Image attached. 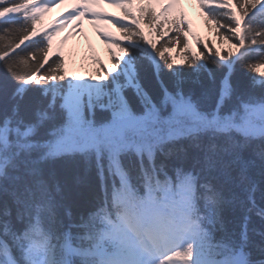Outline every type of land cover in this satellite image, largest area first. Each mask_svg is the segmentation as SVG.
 Returning <instances> with one entry per match:
<instances>
[{"label":"snow or ice","instance_id":"obj_1","mask_svg":"<svg viewBox=\"0 0 264 264\" xmlns=\"http://www.w3.org/2000/svg\"><path fill=\"white\" fill-rule=\"evenodd\" d=\"M61 3L0 0V264H264V0H195L235 52L181 65L180 0H80L41 33ZM88 15L121 33H98L99 80L52 50Z\"/></svg>","mask_w":264,"mask_h":264},{"label":"rangeland","instance_id":"obj_2","mask_svg":"<svg viewBox=\"0 0 264 264\" xmlns=\"http://www.w3.org/2000/svg\"><path fill=\"white\" fill-rule=\"evenodd\" d=\"M70 2H73L75 4V7L77 6V0H64V3L66 4ZM180 6L182 8V3H180ZM62 8L64 9L62 5L60 6V4H58V6L51 8L50 11L45 13L39 19L50 17V23L54 25H52V28L57 27V25L63 21L64 16L69 15L74 10L73 9L72 11L66 13L62 11ZM71 8L72 5L70 4L69 7H66L65 9L70 10ZM189 12L192 15L193 11L191 9H189ZM96 23L97 21L91 19V21H88L86 25H81L77 24L76 21L73 20L69 22L67 26L59 28L58 35L54 36L52 43H59L61 52H66L67 49L72 45L76 47V53L73 54L70 59H67V63L65 65L68 68L69 78L93 77L94 79L99 80L100 77L97 75V71L95 70L97 68V64L94 63V58L98 59L99 54L105 56L103 58L104 66L108 70L111 69V58L109 57V55L107 56L105 55V52H103L104 48L106 52L109 53L108 45L104 42V40H102L101 36L98 34L100 32V28L102 31H107V26L105 23H101L97 27ZM52 28L50 29V31L52 30ZM203 33H208L205 27L203 28ZM90 34L92 36L94 35L93 39L89 38L91 37ZM76 64H78L79 66L77 68L79 72L76 71Z\"/></svg>","mask_w":264,"mask_h":264},{"label":"trees","instance_id":"obj_3","mask_svg":"<svg viewBox=\"0 0 264 264\" xmlns=\"http://www.w3.org/2000/svg\"><path fill=\"white\" fill-rule=\"evenodd\" d=\"M194 6L196 8V13L199 16H201L203 18L204 22L206 23V19H205L204 15L201 13L199 6L197 4L194 5ZM157 13H158V11H157ZM177 17H178V13L177 12H173V13H171L169 15V20L177 18ZM195 20H196V18H195ZM126 23H130V21L127 20ZM156 23L160 24V23H162V21H157ZM206 25H207L209 31L214 34V39H215L214 41L218 44L219 48L221 49V54L222 55H226L229 50L235 52V49L231 48L230 42H228L227 40L221 41V39L219 38V36H218V34L216 32V26L215 25H208L207 23H206ZM171 27H172V25L168 24L163 29H161V31H167L168 28H171ZM138 31H142L144 33L145 37H147L150 40H153L157 44L158 47H159L160 44H162L164 42V40L168 39V36L175 37V35H176V33L174 31H172V32H168V36H165L163 38V40L158 38L156 36V28L150 27L147 24V22H146V18H145V21H142L140 23ZM150 32H151V35H149ZM120 35H121V33L118 31V34H115V37H119ZM181 38L182 39L184 38L183 34H181ZM199 41H200L199 50H197V51L196 50H190L189 48H187L186 50L182 51L181 47L179 45H175V46H173L171 52H168V53H165V54L172 57L175 65H181V64L184 63L183 56L185 54H187V55H195V54H197V53H199L201 51H204V52L208 53L209 48L213 52L214 51H218V49H216L215 46H214V41H212L210 38H207L205 35L200 34L199 35ZM112 51L115 52L116 50L114 49ZM117 56H119L118 52H117ZM52 58L54 59L56 57L52 56ZM63 59H64V63H65L66 59L65 58H63ZM102 62L104 64V61H102ZM97 69H98V67H97ZM64 71L66 72V74L68 76V72L66 70V66H65ZM108 71H111V69L108 70ZM234 81L235 82H239L240 81L239 72H237L235 74Z\"/></svg>","mask_w":264,"mask_h":264},{"label":"bare ground","instance_id":"obj_4","mask_svg":"<svg viewBox=\"0 0 264 264\" xmlns=\"http://www.w3.org/2000/svg\"><path fill=\"white\" fill-rule=\"evenodd\" d=\"M77 2H79V6H78V8H80V7H81L80 1L78 0ZM78 8H77V9H78ZM89 18H90V15L85 16V17L81 18L80 20H76V21H79L80 23H83V24H84V23L87 24Z\"/></svg>","mask_w":264,"mask_h":264}]
</instances>
